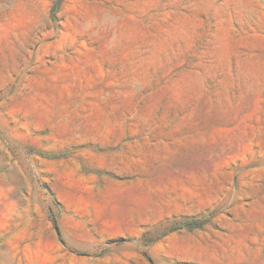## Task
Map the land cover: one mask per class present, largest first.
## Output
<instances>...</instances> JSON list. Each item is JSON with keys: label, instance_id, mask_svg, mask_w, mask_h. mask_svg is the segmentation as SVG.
<instances>
[{"label": "rangeland", "instance_id": "374dc122", "mask_svg": "<svg viewBox=\"0 0 264 264\" xmlns=\"http://www.w3.org/2000/svg\"><path fill=\"white\" fill-rule=\"evenodd\" d=\"M0 264H264V0H0Z\"/></svg>", "mask_w": 264, "mask_h": 264}, {"label": "trees", "instance_id": "16d2710c", "mask_svg": "<svg viewBox=\"0 0 264 264\" xmlns=\"http://www.w3.org/2000/svg\"><path fill=\"white\" fill-rule=\"evenodd\" d=\"M189 227H192L194 224H192V222L188 223Z\"/></svg>", "mask_w": 264, "mask_h": 264}]
</instances>
